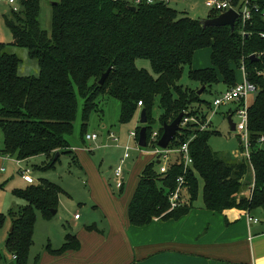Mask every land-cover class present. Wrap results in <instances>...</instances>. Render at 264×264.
Wrapping results in <instances>:
<instances>
[{
    "label": "trees",
    "instance_id": "trees-1",
    "mask_svg": "<svg viewBox=\"0 0 264 264\" xmlns=\"http://www.w3.org/2000/svg\"><path fill=\"white\" fill-rule=\"evenodd\" d=\"M19 4L20 10L5 18L13 40L0 42V127L4 134L0 155L20 161L45 155L48 160L41 169L52 168L62 153L72 152L68 137L74 129L80 98L84 100L85 137L88 120L93 112L101 110L103 98L119 101L123 124L134 118L142 101L141 109L146 108L148 115V138L154 130L156 109L160 111L161 134L163 124L172 122L181 112L183 117H194L198 122L188 123L170 143L171 148H178L190 141L193 164L185 173L184 201L172 208L169 200L185 170L179 156L166 173H160L158 159L152 157L139 174L129 203L132 225L144 227L154 219H179L188 213L198 198L200 179L204 182L206 209L264 214V147L260 143L264 136V55L258 56L264 53V19L256 16L245 32L238 22L232 31L230 26H204L200 19L180 15L165 3L57 0L52 4L49 33L39 21L40 0H19ZM219 14L211 11L208 17ZM10 47L26 49L30 59L37 62L39 74L21 75L22 59L10 52ZM204 48L211 49L212 65L192 68L196 52ZM143 59L150 62L152 71L138 66V60ZM187 65L190 79L199 84L196 88L180 83ZM242 67L256 85L248 122L251 156L232 160L222 157L210 144L218 131L201 129L211 107L204 93L214 97L220 93V84L225 90L234 87L237 70ZM109 69L105 83L100 85L102 74ZM202 86L205 89L198 94ZM57 152L60 155L54 160ZM248 173H253L251 196L238 197L250 184L244 181ZM63 191L61 185L45 178L15 191L25 201L10 213L13 226L6 238V249L15 256L16 264H38L39 256L34 262L30 259L38 215L54 217ZM4 222L5 215L0 212V228ZM86 227L97 229L96 224ZM79 248L80 240L73 234H67L59 248L46 245V250L56 255Z\"/></svg>",
    "mask_w": 264,
    "mask_h": 264
},
{
    "label": "rangeland",
    "instance_id": "rangeland-1",
    "mask_svg": "<svg viewBox=\"0 0 264 264\" xmlns=\"http://www.w3.org/2000/svg\"><path fill=\"white\" fill-rule=\"evenodd\" d=\"M55 1L57 0H40L39 21L41 27L49 33L52 31V4ZM170 7L177 10L180 15L200 20L207 18L210 13L209 7L205 5V0H176L171 2ZM13 9V6L0 0V42L9 43L13 40V33L5 21L6 17L12 16ZM9 51L15 52L21 57L22 64L19 70L21 75L39 74L37 62L30 59L26 49L10 47ZM210 55V48L197 51L191 67L195 69L211 66ZM138 66L152 71L150 62L147 59L138 60ZM189 71L190 66L187 65L180 83L184 87L196 88L199 84L190 79ZM242 78V70L239 69L237 71V80L241 81ZM220 86L221 84L219 85V90ZM221 87L223 88V85ZM204 97L211 100L213 94L205 92ZM254 97L255 94H252L250 103L253 102ZM83 107L84 100L80 98L74 129L68 137L72 152L62 153L54 167L46 170L41 169V165L48 160L45 155L31 158L26 163H19L13 156L4 157V170L0 168L3 173L0 176V212L5 215V222L3 227L0 228V251L11 262H14V260L12 261L5 247L7 235L13 226V219L10 213L19 210L25 204L23 199L16 196L15 191L25 189L30 183L22 177L19 171L20 168L30 169V174L34 177L33 182H38L40 179L45 178L61 185L64 189L60 194L61 201L54 217L45 219L43 216L38 215L35 224L34 243L30 253V259L33 260L36 254L43 249L47 239L56 247H61L66 241L67 234L76 235L79 228H82L85 224L96 222L98 226H107V220L103 213V211L108 210L106 195L108 193L117 197L126 195L127 189L131 187L129 181L132 180V177L136 179L139 177L138 175L147 164L146 162L151 158L149 154H146V151L152 150V148L141 147V150H138L137 140L129 136L131 130H137L142 126L140 122L141 109L138 110L129 123L123 124L120 122L121 110L119 101L115 98H103L99 106L101 110L93 112L88 120L87 133H97L99 135L96 141H90L82 133ZM159 113V109L154 112L155 121L152 124L154 130L161 127ZM232 118L236 123L239 121L237 115H233ZM207 129L218 131V135H213L210 139L213 149L218 151L222 157L235 160L233 153L240 149V138L236 135L237 132L232 130L228 115L218 113L214 117L212 124L207 126ZM110 133H114L120 138V141H112L109 136ZM120 143L123 146L128 144L132 147L129 150L130 157L123 164L124 169L127 171V175L124 177L126 184L123 189L117 186V177L114 173V169L120 164L124 156L125 148L120 147ZM262 146L264 147V143ZM3 147L4 134L0 127V149ZM252 177L253 173H248L244 176V181L246 182L247 180L250 183L253 179ZM103 186L105 190L101 191V205H99L93 200V192L94 188L98 190V187ZM203 186L204 182L200 179L196 203L203 202ZM122 190L125 191L123 192ZM244 194L247 195L248 192L245 190L238 197ZM76 212L83 215L81 220H74ZM251 214L264 219V214L257 211H253ZM0 264H5V261L0 260Z\"/></svg>",
    "mask_w": 264,
    "mask_h": 264
},
{
    "label": "crops",
    "instance_id": "crops-1",
    "mask_svg": "<svg viewBox=\"0 0 264 264\" xmlns=\"http://www.w3.org/2000/svg\"><path fill=\"white\" fill-rule=\"evenodd\" d=\"M221 86L220 92L226 89L224 85L223 88ZM218 113L229 117L230 107L222 106L210 115V124ZM120 144V147H124ZM4 157L0 155L1 170ZM30 159L17 161L26 163ZM124 171L126 177L127 171ZM2 174L0 171V176ZM123 180L125 186V178ZM138 182L139 177H132L129 181L131 187H125L128 195H106L108 210L103 213L107 226H98L93 222L91 224H96L97 229H88L86 225L89 224L79 228L76 233L80 240L78 250L63 255L52 254L46 250V245L51 243L47 239L43 249L31 261L34 262L39 256L38 264H264V219L257 215L252 216L259 218V222H249L245 217L246 212L230 210L219 213L206 209L204 202H195L188 213L179 219H154L144 227L132 225L128 218V207ZM250 186L246 190L247 196ZM103 190L104 186L98 187V190L94 188L93 200L99 205ZM82 218L80 214L74 220ZM7 252L14 262L7 260L2 252L3 258L0 260H4L5 264H16L15 256Z\"/></svg>",
    "mask_w": 264,
    "mask_h": 264
},
{
    "label": "built area",
    "instance_id": "built-area-1",
    "mask_svg": "<svg viewBox=\"0 0 264 264\" xmlns=\"http://www.w3.org/2000/svg\"><path fill=\"white\" fill-rule=\"evenodd\" d=\"M9 5L13 6V11L18 12L20 10L19 0H3ZM131 4H142V3H165L170 6L171 2L176 0H128ZM186 1V0H182ZM205 5L209 7L210 12L215 11L220 14L229 10L234 9L238 12L239 16L236 20V23L242 24L245 32V28L248 24H253L254 18L256 16L264 19V5L262 4V0H205ZM261 36L264 37V32L261 33ZM264 53H259L258 56H262ZM243 73V78L241 81H238L237 84L227 90L220 92L218 95L214 96L211 100V107L208 108V117L206 122L201 126V129L207 128L211 122V116L222 106L230 107V115H237L239 121L236 123V135L240 138V149L236 151V158H246L250 159V138H249V108L252 103H250V98L252 94L256 92V85L250 81L247 77V73L244 67L240 68ZM139 107L141 108L143 105L142 101H139ZM211 115V116H210ZM190 122H198L194 117L184 116L180 125L183 128ZM139 131L131 130L130 136L137 140V149L141 150V146L139 144ZM110 138L112 141L118 142L119 138L114 134L110 133ZM162 134L160 133V128L157 130H153L151 136L148 138L147 136V146L152 148V150L146 151V153L151 154L154 158L158 159L159 163V171L160 173H166L169 169V165L173 162V160L179 156L180 162L184 164V174L180 175L177 179V187L174 191H172L169 195V200L171 203V207L175 208L180 206L182 203L181 197L184 191V187L186 185L185 173L187 169L193 164V157L190 153L189 143L190 141L182 143L178 148H171L170 145L167 148H162L158 145V142L161 138ZM99 138L97 133H87L86 139L90 141H96ZM261 145L264 143V136L260 139ZM124 156L121 159L120 164L115 168V176L117 177V186L122 187L124 182V162L130 157L129 150L132 148L130 145L124 146ZM9 157V156H8ZM4 170V167L2 168ZM20 173L22 177L28 182L32 183L33 178L30 174V169H20ZM252 187L249 191V196H251ZM76 218L80 217V214H76ZM245 217L249 222H259V218L252 216V214L248 211L245 213Z\"/></svg>",
    "mask_w": 264,
    "mask_h": 264
},
{
    "label": "water",
    "instance_id": "water-1",
    "mask_svg": "<svg viewBox=\"0 0 264 264\" xmlns=\"http://www.w3.org/2000/svg\"><path fill=\"white\" fill-rule=\"evenodd\" d=\"M131 9L135 10V6H131ZM239 14L234 9H229L215 17H207L202 19V23L204 26H230L231 30H235L236 20L238 18ZM253 58L256 57V55L252 56ZM110 69L107 70L104 74H102L99 84L103 85L109 75ZM205 86H202L198 90V94H202L204 91ZM183 112H181L172 122L168 123L165 122L163 124V133L162 136L158 142V145L162 148H167L172 140L175 138L178 131L182 129L180 123L183 118ZM232 130H236V122L233 121L232 116L230 115L228 117ZM140 122L142 123V126L140 128V134H139V144L141 147L147 146V123H148V115L146 108H142L140 112ZM60 153L57 152L54 160H56L59 157ZM57 210H53V214H56ZM12 230V229H11Z\"/></svg>",
    "mask_w": 264,
    "mask_h": 264
}]
</instances>
